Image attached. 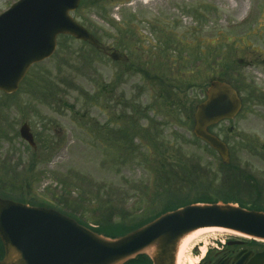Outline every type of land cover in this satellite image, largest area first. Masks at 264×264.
<instances>
[{"label": "rangeland", "instance_id": "1", "mask_svg": "<svg viewBox=\"0 0 264 264\" xmlns=\"http://www.w3.org/2000/svg\"><path fill=\"white\" fill-rule=\"evenodd\" d=\"M17 1L0 0V14ZM82 1L75 19L122 60L59 37L54 55L33 66L15 93L0 91V187L93 227L107 207L140 222L177 197L225 198L221 158L192 132L209 80L224 74L246 87L243 108L212 132L264 190V102L256 100L264 96V0ZM24 123L35 150L20 137ZM194 165L202 168L193 174ZM213 233L203 234L201 247L231 239ZM195 248L194 261L203 255Z\"/></svg>", "mask_w": 264, "mask_h": 264}, {"label": "water", "instance_id": "2", "mask_svg": "<svg viewBox=\"0 0 264 264\" xmlns=\"http://www.w3.org/2000/svg\"><path fill=\"white\" fill-rule=\"evenodd\" d=\"M79 3L21 0L0 16V90L16 92L31 65L56 51L60 33L97 45L95 38L70 16ZM111 57L120 60L117 53ZM240 109L237 92L227 83L212 81L206 101L195 114L193 132L225 162L228 148L209 132V127L223 119H234ZM21 136L35 145L28 125L21 128ZM207 227L264 241V212L233 204H189L136 231L111 238L57 210L0 198V239L5 248L0 264H127L141 255H148L153 264H177L183 239Z\"/></svg>", "mask_w": 264, "mask_h": 264}, {"label": "flooded vegetation", "instance_id": "3", "mask_svg": "<svg viewBox=\"0 0 264 264\" xmlns=\"http://www.w3.org/2000/svg\"><path fill=\"white\" fill-rule=\"evenodd\" d=\"M207 258L199 264H264V244L233 240L213 247ZM196 254L201 252L198 248ZM3 250L0 247V259Z\"/></svg>", "mask_w": 264, "mask_h": 264}, {"label": "bare ground", "instance_id": "4", "mask_svg": "<svg viewBox=\"0 0 264 264\" xmlns=\"http://www.w3.org/2000/svg\"><path fill=\"white\" fill-rule=\"evenodd\" d=\"M145 2L149 3L148 0H145ZM213 232L225 233V234H228V236L229 235L238 236L237 234H232V232H229L228 230L222 229V228H208L207 227V228L199 229L191 233L190 235H188L186 239H183L180 245V248H179L177 264H199L201 259H196L194 261L192 260V258L189 257V255L192 254V248H195V247L198 248V246H200V244L203 243V237L207 235L206 233H209L208 235H214L215 233ZM203 234H206V235H203ZM221 242H225V241H221ZM202 245H206V243ZM212 246H216V245L213 243ZM201 252H203V255H202V258H203L206 255L207 247L206 246L201 247Z\"/></svg>", "mask_w": 264, "mask_h": 264}, {"label": "trees", "instance_id": "5", "mask_svg": "<svg viewBox=\"0 0 264 264\" xmlns=\"http://www.w3.org/2000/svg\"><path fill=\"white\" fill-rule=\"evenodd\" d=\"M250 92H252L250 90ZM252 94H254V92H252ZM248 190H249V194H248V199L250 202H258V201H253V200H250L251 198V195L252 193H250L252 191V187H248ZM173 207L176 206L175 204L172 205ZM136 226H130L126 221L124 222H119V223H116V224H112V223H108V222H105L102 224V226L100 227V229H98L97 231L98 232H103L107 235H111V236H115L117 234H120V233H124V232H128V231H131L132 229H134Z\"/></svg>", "mask_w": 264, "mask_h": 264}]
</instances>
